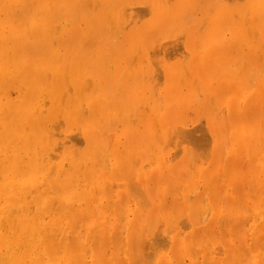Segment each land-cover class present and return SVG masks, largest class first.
Returning a JSON list of instances; mask_svg holds the SVG:
<instances>
[{
    "label": "bare ground",
    "instance_id": "6f19581e",
    "mask_svg": "<svg viewBox=\"0 0 264 264\" xmlns=\"http://www.w3.org/2000/svg\"><path fill=\"white\" fill-rule=\"evenodd\" d=\"M262 56L264 0H0V264H264Z\"/></svg>",
    "mask_w": 264,
    "mask_h": 264
},
{
    "label": "rangeland",
    "instance_id": "374dc122",
    "mask_svg": "<svg viewBox=\"0 0 264 264\" xmlns=\"http://www.w3.org/2000/svg\"><path fill=\"white\" fill-rule=\"evenodd\" d=\"M261 64V65H260ZM259 66H260V68H262L261 66H264V56H262V57H259L258 58V60H257V63H256V67L255 68H252V70H251V75L252 76H258V73H257V75H256V70L258 69L259 70ZM261 71H264V68H262V69H260L259 70V77H260V74L262 73ZM220 108H221V110H220ZM223 108V109H222ZM215 111L216 112H220L219 114H218V118H219V120H224V118H225V112H226V109H225V106H220V105H215ZM224 116V117H223ZM227 122V120H224L223 121V124L224 123H226ZM189 124V123H188ZM187 124V125H188ZM198 124V123H197ZM188 125L189 127H188V131L185 133L186 135H187V137H188V140H190V141H194L193 143L194 144H198L197 145V147H198V150H199V152H203L202 154H208V153H210V148H211V139H210V136H209V133L207 132L208 130L205 128V126H204V124H203V122H200V124L199 125H201V127L203 128H205L204 130H206V133H205V131H203L202 130V128L200 129V127L198 126V125ZM226 125V124H225ZM196 126V127H195ZM198 126V127H197ZM226 126H228V123H227V125ZM229 127V126H228ZM228 127H226V130L228 129ZM194 128V129H193ZM191 130V131H190ZM194 130V131H193ZM202 130V131H201ZM228 131V130H227ZM198 134H197V133ZM201 132V133H200ZM191 133V134H190ZM203 133V134H202ZM205 133V134H204ZM193 134V135H192ZM195 134V135H194ZM191 136V137H190ZM209 136V137H208ZM199 137V138H198ZM192 138V139H191ZM196 141H198V142H196ZM208 141H210V144H208ZM196 142V143H195ZM201 144H200V143ZM205 144V145H204ZM201 145H202V147H201ZM222 146L224 145V143H222L221 144ZM200 147V148H199ZM225 147V146H224ZM209 149V150H208ZM209 151V152H208ZM194 188V187H193ZM198 191V190H197ZM193 192L194 193V196H196V195H198L199 193L198 192ZM203 196V195H202ZM201 198V197H200ZM205 199H207L206 197H205ZM200 200V202H202V201H204V204L206 203L205 201L206 200H202V199H199ZM208 200V199H207ZM203 204V203H202ZM204 207H205V205H204ZM204 210V209H203ZM205 223V221H203V223L202 224H204ZM251 225V224H250ZM165 242H166V240H165ZM164 244V243H163ZM166 244H167V247H166V245H165V248H163V249H165V250H167L168 249V243L166 242ZM164 245H161L162 247L164 246ZM147 249V248H146ZM144 250V254H145V258H148V256L147 255H150L151 254V252L149 251V249H147V250ZM147 251V252H146ZM147 253V254H146ZM148 253H150V254H148ZM150 257H152L151 255H150ZM149 257V258H150ZM247 264H253V262H252V260H248L247 262H246Z\"/></svg>",
    "mask_w": 264,
    "mask_h": 264
}]
</instances>
